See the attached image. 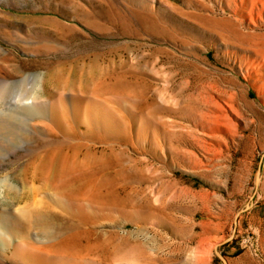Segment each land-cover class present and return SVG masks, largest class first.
Segmentation results:
<instances>
[{
    "label": "rangeland",
    "instance_id": "obj_1",
    "mask_svg": "<svg viewBox=\"0 0 264 264\" xmlns=\"http://www.w3.org/2000/svg\"><path fill=\"white\" fill-rule=\"evenodd\" d=\"M220 2L0 0V64L7 55L27 74L59 67L81 71L95 64L106 68L107 83L121 79L116 88H132L149 100H156L160 90L179 102L181 111L157 106L153 116L176 123L173 132L186 139H169L165 155L128 148L147 177L143 189L156 188L167 202V223L149 234L134 233L153 264H190L197 246L208 247L213 240L220 244L209 264H225L221 256L227 264H264V99L252 86L248 98L259 110L242 100L239 81L247 80L230 59L235 39L225 33L229 14ZM219 91L234 96L249 126L230 152L213 164L193 167L188 149L196 110L205 95ZM22 134L27 141L0 159V173L19 171L34 154L59 144L44 131ZM92 151L101 154L102 144ZM47 220L57 222L58 214ZM100 228L120 239L135 225Z\"/></svg>",
    "mask_w": 264,
    "mask_h": 264
},
{
    "label": "bare ground",
    "instance_id": "obj_2",
    "mask_svg": "<svg viewBox=\"0 0 264 264\" xmlns=\"http://www.w3.org/2000/svg\"><path fill=\"white\" fill-rule=\"evenodd\" d=\"M220 1L229 14L225 33L235 39L230 59L247 80L239 81L242 100L259 110L248 90L257 88L264 99V0ZM1 59L0 159L27 141L25 130L44 131L59 144L34 154L19 171L0 173V264H153L134 233L167 223V202L156 188L143 189L147 177L128 148L165 155L169 139H186L173 132L176 123L153 116L157 106L181 111L179 102L160 90L149 100L116 88L121 79L107 83L106 68L95 64L27 74L7 55ZM201 104L190 129L193 167L230 152L250 123L231 93L207 94ZM37 117L43 120L32 121ZM97 143L99 155L92 151ZM51 213L57 222L47 220ZM106 223L135 230L117 239L102 231ZM219 244H199L190 264H209Z\"/></svg>",
    "mask_w": 264,
    "mask_h": 264
},
{
    "label": "water",
    "instance_id": "obj_3",
    "mask_svg": "<svg viewBox=\"0 0 264 264\" xmlns=\"http://www.w3.org/2000/svg\"><path fill=\"white\" fill-rule=\"evenodd\" d=\"M257 177H258V178L260 177V169L258 170ZM257 183H258V182H256V185H257ZM218 254L221 256V254H220L219 252H218ZM221 258L224 260L225 264H227L225 258H223L222 256H221Z\"/></svg>",
    "mask_w": 264,
    "mask_h": 264
}]
</instances>
